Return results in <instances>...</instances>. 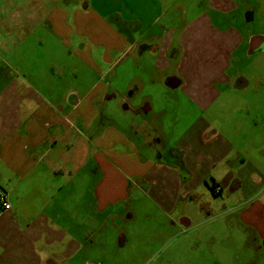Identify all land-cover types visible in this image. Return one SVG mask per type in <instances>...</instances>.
I'll return each mask as SVG.
<instances>
[{
  "label": "crops",
  "instance_id": "obj_1",
  "mask_svg": "<svg viewBox=\"0 0 264 264\" xmlns=\"http://www.w3.org/2000/svg\"><path fill=\"white\" fill-rule=\"evenodd\" d=\"M82 2L0 0V189L11 204L10 209L0 204V264H61L75 259V263H93L86 256L82 259L78 231L74 229L76 235L71 239L55 223L60 217L72 216L61 200L64 187L77 177L76 172L72 177L71 168L82 158L81 148L73 140L82 131L98 126L101 107L113 97L119 98L123 111L130 115L128 125L120 128V141L127 149L126 155L131 154L119 162L126 170L123 173L113 169L119 166L97 156L107 175L90 192L95 209L89 216L91 221L86 222L88 242H94L92 238L98 231L93 226L97 215L129 198L127 185L133 180L128 177L146 184L148 190L144 195L167 215H176L171 219L173 225L192 224L191 214L185 211L187 201L198 200L204 220L218 211L211 207L207 195L204 201L203 194L195 189L211 173L208 166L215 167L225 156L223 151L232 146L225 145L218 133L201 130L196 124L181 135L171 151L174 157L166 162L165 151L156 148L162 113L154 112L152 87L162 80L170 98L188 93L207 106L220 93L216 85L246 84L239 79L240 75L233 77L228 73L229 63L232 52L249 44L254 36L245 37L230 24L217 28L210 18L202 16L193 23L180 24L177 39L174 29L158 26L160 0ZM234 3L227 8L211 2L209 5L225 15L236 10ZM147 5H151L152 11H148ZM113 20L120 25L116 26ZM199 36L216 40L210 57L197 62L205 66L206 74L195 68L193 58L192 41ZM263 41L264 36L259 42L252 39L259 48ZM178 42L183 49L180 57V51H176ZM60 47L57 54L54 49ZM98 47L104 49L100 60L107 66L103 79L100 73L104 68L93 59ZM146 54L153 61L154 72L144 78L140 72ZM127 59L133 61L131 77H123L118 87L109 73ZM86 68L93 81L83 87ZM108 128L97 140H102ZM67 137L73 139L67 143ZM145 151H150L154 159L147 158ZM242 167L231 165L227 172L214 175L212 181L217 186L212 195L222 199L223 216L239 220L235 226L232 220L225 226L226 230L230 228V239H235L233 233L240 230L253 242V247L264 253V178L255 182V187L251 184V191L237 184L241 193L231 194L236 184L233 180L245 177ZM65 170L70 171L68 179L60 175ZM115 177L121 180L116 181ZM22 183L24 186H20ZM115 183L120 184L118 191L114 190ZM67 198L75 205L74 189ZM74 209L80 211L79 205ZM105 215L112 218L114 214L106 211ZM235 245L229 240V247ZM100 260L103 264L113 262L106 254ZM253 264H264V258L254 260Z\"/></svg>",
  "mask_w": 264,
  "mask_h": 264
},
{
  "label": "rangeland",
  "instance_id": "obj_2",
  "mask_svg": "<svg viewBox=\"0 0 264 264\" xmlns=\"http://www.w3.org/2000/svg\"><path fill=\"white\" fill-rule=\"evenodd\" d=\"M82 1L84 0H81L83 4ZM160 1L161 15L158 18V26L174 29L177 39L180 37L181 25L193 23L202 16L210 18L217 28H226L230 24L245 37L252 35L261 38L264 36V0ZM210 2L211 5H218L222 8L232 6L235 2L237 7L235 11L223 15L212 9L209 5ZM147 8L148 11H152L151 5H147ZM152 13L155 14V12ZM113 22L116 26L120 25L114 20ZM172 22L177 23L172 24ZM192 43L194 45L195 68L200 73H204L205 66L197 65V62L210 57V53L215 48L216 40L213 37L203 40L199 36ZM61 47L54 49L57 54H59ZM257 48L259 47L252 43L251 37L249 44L245 43L232 52V61L229 63L228 73L233 77L240 75L239 79L246 81V84L243 87L233 84L232 86L216 85V89L220 93L216 94V99L207 106H204L205 102L201 103L193 98L194 101L188 93L186 95L179 93L175 98H170L165 92L166 87L162 80L152 87L156 100V103L153 104L154 112L162 113L159 119L161 135L158 137L159 142L156 143V148L159 151L163 150L162 153L165 151L163 158L168 160L166 162L171 160L169 158L174 157L171 151L175 149L174 146L177 145V142H180L181 135L196 124L201 130L210 129V132L218 133L225 145L228 143L232 146H228V149L223 151L225 156L217 164L215 163V167H212L214 164L208 166L209 169L212 168L211 173L207 175L206 181L204 180L195 189L203 194L204 201H207L205 199L207 195L212 203L211 207L218 210L217 214L211 215L212 218L204 220V213L198 210V200L187 201L185 211L187 210L191 214L192 224L189 226L183 223L173 225L171 219L175 218L176 215H167L155 204L154 200L144 195V191L148 190L146 184L139 183L137 182L138 179L126 175L130 180H133V182L128 181L127 185L129 198L122 203L108 207L103 214L99 213L94 221L92 220L93 226H97L98 231L93 238L92 235L90 237L94 242L89 243L87 240L88 224L86 222L91 221L92 216H89L93 214L95 209L90 192L94 188L93 186L99 183L102 178H106L107 175H105L97 156H100V159L105 158L113 166L120 167L119 162L131 154L126 155L127 149L120 141L122 135L120 128L122 125H128V116L130 115L123 111L119 104V98H110L107 103L103 104L100 120L95 129L84 130L76 137V141L73 140L81 148L82 158L81 161L72 166V177L75 172L77 177L71 185L64 187L61 200L65 203V207L71 209L69 215L72 216L60 217L55 224L65 230L71 239L74 238L73 235H76L74 229L78 231L77 234L80 235L82 241V259L86 256L88 260L93 262L91 264H103L100 259L106 254V256L112 257L113 262L111 264H253L254 260L258 261V259L264 258V253L253 247V242L245 237L246 234L242 231L233 233L236 240L230 239L231 233L228 232L230 228L226 230L225 226H229L230 220L235 226V224H239V220L237 222L233 216H223L221 212L223 201L220 197L214 198V193L211 190L212 177L227 172L231 165L238 167L243 165L242 169L246 172L245 177L233 180L236 184L234 191L230 190L231 194L238 195L241 193V188L237 189L236 187L237 184H243L247 191H251L252 188L249 186L253 184L255 187L254 183L264 178V41L262 46ZM96 51L98 53L93 59L99 61V65L104 68L100 73L103 79L107 66L101 62L100 54L104 52V49L98 47ZM176 51L177 53L180 51V57L183 49L179 42ZM202 54L203 56H201ZM149 56L146 54L142 59L143 66L141 68L144 67L145 70L142 69L140 74L144 78H147V74L154 72L153 61ZM175 59L177 61V55H175ZM212 61H214V57H212ZM132 67L133 61L127 59L109 73L110 77L115 78V84L118 87L122 84L123 77H131L129 71ZM124 71L125 74L123 75ZM90 75L91 71L86 68L82 76L83 87H88L92 83L93 78L89 77ZM150 84L148 83V86ZM107 127L110 129L108 128V132L102 136V140L99 137L97 140V136ZM68 139L67 137V143L69 142ZM71 139L73 138L69 140ZM143 153L147 158L154 157L150 151ZM112 155L115 158H112ZM95 160H98L97 164ZM119 167L113 169L119 170L120 173L126 171ZM113 169L108 170L112 173L115 172ZM69 172V170H65L60 175L62 178H67ZM85 178H87V184L83 188V196L80 197L82 182ZM114 179L116 181L121 180L119 177ZM63 181L67 183L66 179ZM20 186H24V183ZM113 186L114 190L118 191L120 184L115 183ZM73 189L76 196L75 205L71 198H67L68 195L72 194ZM78 197H80L79 200ZM262 199L264 200V197ZM24 203L25 201L22 202V204ZM78 205L80 211L74 209V206L78 207ZM106 211L108 214H114L113 217L106 218ZM120 214L121 216H119ZM229 240L234 241L236 245L229 247ZM75 261L76 259L68 260L61 264H83L78 263V261L75 263Z\"/></svg>",
  "mask_w": 264,
  "mask_h": 264
},
{
  "label": "built area",
  "instance_id": "obj_3",
  "mask_svg": "<svg viewBox=\"0 0 264 264\" xmlns=\"http://www.w3.org/2000/svg\"><path fill=\"white\" fill-rule=\"evenodd\" d=\"M0 204L5 208V209H10L11 204L7 199V195L4 190L0 189Z\"/></svg>",
  "mask_w": 264,
  "mask_h": 264
},
{
  "label": "clouds",
  "instance_id": "obj_4",
  "mask_svg": "<svg viewBox=\"0 0 264 264\" xmlns=\"http://www.w3.org/2000/svg\"><path fill=\"white\" fill-rule=\"evenodd\" d=\"M86 184H87V178H85V180L82 182V189L80 192V197L83 196V188L86 187ZM80 197H78L77 199L79 200ZM69 210H71V209H69ZM73 215L75 216V213H73ZM81 222H83V221H81Z\"/></svg>",
  "mask_w": 264,
  "mask_h": 264
},
{
  "label": "trees",
  "instance_id": "obj_5",
  "mask_svg": "<svg viewBox=\"0 0 264 264\" xmlns=\"http://www.w3.org/2000/svg\"><path fill=\"white\" fill-rule=\"evenodd\" d=\"M169 81H170V80H169ZM171 81H172V79H171ZM171 81H170V82H171ZM216 186H217V184H213V185L211 186V190H212V192L215 191Z\"/></svg>",
  "mask_w": 264,
  "mask_h": 264
},
{
  "label": "water",
  "instance_id": "obj_6",
  "mask_svg": "<svg viewBox=\"0 0 264 264\" xmlns=\"http://www.w3.org/2000/svg\"><path fill=\"white\" fill-rule=\"evenodd\" d=\"M252 39H253L254 41L259 42L261 38H260L259 36H254Z\"/></svg>",
  "mask_w": 264,
  "mask_h": 264
}]
</instances>
